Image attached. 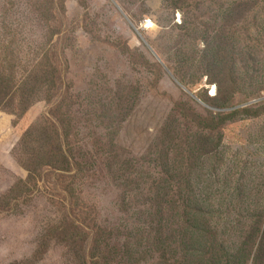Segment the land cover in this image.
Returning <instances> with one entry per match:
<instances>
[{
  "label": "rangeland",
  "instance_id": "obj_1",
  "mask_svg": "<svg viewBox=\"0 0 264 264\" xmlns=\"http://www.w3.org/2000/svg\"><path fill=\"white\" fill-rule=\"evenodd\" d=\"M7 58L18 79L37 61L45 73L22 114L0 110V264H177L123 209L188 184L214 207L218 242L258 264L264 0H0V83ZM45 123L74 131L72 167L32 176L18 147Z\"/></svg>",
  "mask_w": 264,
  "mask_h": 264
},
{
  "label": "trees",
  "instance_id": "obj_2",
  "mask_svg": "<svg viewBox=\"0 0 264 264\" xmlns=\"http://www.w3.org/2000/svg\"><path fill=\"white\" fill-rule=\"evenodd\" d=\"M7 61L11 67L9 79L6 82L0 83V110H10L15 115H19L37 97V95H34L37 92L36 88L28 87L27 84L29 80L38 79L41 73H45L43 62H35L31 69L23 72L18 79L14 71V68L17 70L18 61L8 58ZM12 88H14L13 94L11 93ZM14 95L17 97V103L11 108L10 106L14 102ZM232 116H234L233 113L229 117ZM229 117H219L218 121L222 123L223 120H227ZM46 123L44 125L38 124V126H32L22 137L18 147L22 155H28L29 157L24 162V165L32 176V170L36 171L38 168L44 166V164L48 168L59 172H67L72 167L70 159L74 158L75 144L73 146L70 144V138L74 134V131H71V129L60 131L56 128V123H54L53 132H51L52 129L48 128ZM216 125L218 126V122ZM41 133L44 137V145L39 149L30 147L29 142L33 137ZM75 135L77 136L78 134L75 133ZM176 161H179V158H176ZM76 166L78 169L81 168L80 163H76ZM131 166H134V164H131ZM167 176L171 178L170 180L176 177L171 176V174ZM184 178L181 177L180 179ZM30 179H33V177H30ZM170 183L169 186H171ZM137 185L139 184L136 177H129L125 181L127 189L132 190ZM123 204L125 207V200ZM128 206L129 209H123L126 210L128 216L130 215V209H133L134 215L139 214L140 217L146 216L144 220H146L150 229L154 231L148 236L147 245L154 246L155 240V247L158 251L163 249L164 251L162 252L172 254L170 259L172 262H176L177 264L244 263V258H246L244 255L229 254L225 244L218 242L217 226L214 223V207L198 198L189 184L185 190H179L175 198L162 196L158 192L155 199H145L138 204H129ZM128 218L132 219L133 217L130 216ZM139 225L141 226V224ZM259 238L256 257L258 264H264V229L260 231ZM63 239L70 240L72 244L75 242L73 237L69 239L64 237ZM145 239L142 237L138 243V247L142 246V240ZM146 250L148 251L147 248ZM181 251L183 252L182 254L179 253ZM94 264L101 263L96 261Z\"/></svg>",
  "mask_w": 264,
  "mask_h": 264
},
{
  "label": "water",
  "instance_id": "obj_3",
  "mask_svg": "<svg viewBox=\"0 0 264 264\" xmlns=\"http://www.w3.org/2000/svg\"><path fill=\"white\" fill-rule=\"evenodd\" d=\"M165 67V66H164ZM166 68V67H165ZM167 69V68H166ZM168 71V70H167ZM168 73H170L169 71H168ZM177 82V81H176ZM178 83V82H177ZM179 84V83H178ZM180 85V84H179Z\"/></svg>",
  "mask_w": 264,
  "mask_h": 264
}]
</instances>
